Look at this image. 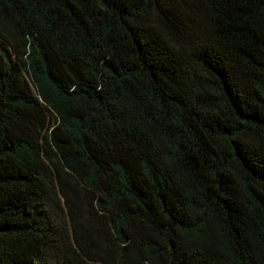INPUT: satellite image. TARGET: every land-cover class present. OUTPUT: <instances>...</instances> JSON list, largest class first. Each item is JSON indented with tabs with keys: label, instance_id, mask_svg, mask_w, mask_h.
Instances as JSON below:
<instances>
[{
	"label": "trees",
	"instance_id": "trees-1",
	"mask_svg": "<svg viewBox=\"0 0 264 264\" xmlns=\"http://www.w3.org/2000/svg\"><path fill=\"white\" fill-rule=\"evenodd\" d=\"M0 264H264V0H0Z\"/></svg>",
	"mask_w": 264,
	"mask_h": 264
}]
</instances>
